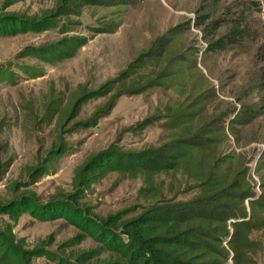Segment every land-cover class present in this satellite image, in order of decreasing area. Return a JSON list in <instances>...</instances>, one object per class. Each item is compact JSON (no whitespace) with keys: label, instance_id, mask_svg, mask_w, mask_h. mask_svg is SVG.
Listing matches in <instances>:
<instances>
[{"label":"rangeland","instance_id":"374dc122","mask_svg":"<svg viewBox=\"0 0 264 264\" xmlns=\"http://www.w3.org/2000/svg\"><path fill=\"white\" fill-rule=\"evenodd\" d=\"M67 40L71 55L38 56ZM190 138L216 145L247 217L264 205V0H0V241L22 264H130L99 227L126 241L121 221L201 194L158 153ZM108 149L150 168L99 171ZM249 238L264 264V223Z\"/></svg>","mask_w":264,"mask_h":264},{"label":"trees","instance_id":"16d2710c","mask_svg":"<svg viewBox=\"0 0 264 264\" xmlns=\"http://www.w3.org/2000/svg\"><path fill=\"white\" fill-rule=\"evenodd\" d=\"M11 19L12 23L9 26H14L16 29L23 28L24 23L19 17ZM28 28L32 29L30 25ZM77 44L74 40H67L62 44H44L37 48V54L46 58H63L71 55ZM193 139L196 138L169 142L158 149L160 150L158 153L174 156L177 164L181 163L189 168V172L197 180L195 185L200 187L201 194L180 202L163 199L165 200L163 202L168 203L153 204L138 216L121 221L120 231L123 230L127 234L126 241L125 238L117 237L114 232L107 231L108 227L105 228L104 225L99 227L103 228V237H108L107 244L113 248L118 246V252L121 256L128 257L130 264H219L230 252L232 264H256L248 252L254 249L253 245H257L249 238V230L264 223V215L256 214V208H264L262 199L258 197L249 200L251 212L247 217L244 204L247 195L235 197L232 192L237 190H234L233 186L229 187L230 183H225L226 180L221 173H216L217 159L212 158L216 145ZM181 146L185 149L179 151ZM207 147L212 148L206 153L203 152L202 159L199 160L197 152ZM119 153L115 149L103 151L104 155H100L99 159L101 167L97 169L99 171L149 170L150 165L136 154L130 153L129 159L133 161L124 162ZM140 154L142 153H138ZM167 162L174 161L167 160ZM95 168L94 165L89 166L85 171L79 168L78 180L87 183L85 181L87 177L97 174L93 172ZM223 175L225 176L224 173ZM217 184L221 186L216 188ZM238 206H240L239 212ZM63 208L60 206L58 213L62 214ZM113 218L109 216L104 223H113ZM228 221L232 225V231L228 228ZM227 235V245H222V237ZM114 238H118L116 243L113 241ZM80 263L84 264V261ZM0 264H22L19 255L7 251L1 241Z\"/></svg>","mask_w":264,"mask_h":264}]
</instances>
